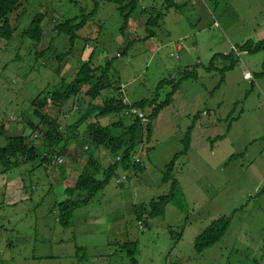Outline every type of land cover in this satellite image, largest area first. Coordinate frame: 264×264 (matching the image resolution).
Segmentation results:
<instances>
[{"label": "rangeland", "instance_id": "obj_1", "mask_svg": "<svg viewBox=\"0 0 264 264\" xmlns=\"http://www.w3.org/2000/svg\"><path fill=\"white\" fill-rule=\"evenodd\" d=\"M169 1L175 5L164 11L151 28L154 36L147 39V9H163L165 0H138L125 26L117 5L102 0L94 14L93 0H22L10 16L16 28L13 37L0 39V126H5L0 145L21 133L40 143L46 125L31 101L71 82L87 59L85 51L95 49L93 65L112 58L113 82L130 105L152 98L163 78L176 81L180 69L199 64L194 67L198 77L183 80L170 104L153 119L149 141L136 152L139 167L117 168L102 190L74 210L69 227L57 220L59 203L69 197L64 190L74 185L89 155L85 147L103 167L114 160L108 149L87 142L86 124L93 116L78 128V138L67 142L63 169L40 165L39 158L6 173L0 164V264H53L51 254L69 252L72 242L80 246L78 259L65 263L60 258V264H264V191L259 193L264 187V50L247 54L239 48L264 38V0ZM38 13L43 35L35 43L24 30ZM72 18L73 23L84 22L71 48L68 36L54 28ZM211 59L213 66L207 70ZM245 71L251 73L249 80L243 78ZM109 90L96 103L114 93ZM169 90L165 85L155 101L163 102ZM89 101L81 91L62 112L55 107L47 111L64 126L75 121ZM206 108L209 115L203 114ZM142 111L146 116L151 112ZM196 112L201 115L197 121ZM119 117L99 119L109 124ZM121 118L127 124L133 116ZM207 120L210 123L204 124ZM191 125L189 149L172 171L179 183L173 202L166 205L164 216L147 217L140 226V206L169 192L165 167L184 150L187 139L182 141ZM220 135L224 137L215 139ZM123 175L126 178L117 182ZM223 215L232 216L223 237L197 253L195 237ZM56 239H62V245H53ZM8 240L17 245L8 247ZM127 240L138 241L134 262L118 246ZM32 255L35 261L23 259Z\"/></svg>", "mask_w": 264, "mask_h": 264}, {"label": "trees", "instance_id": "obj_2", "mask_svg": "<svg viewBox=\"0 0 264 264\" xmlns=\"http://www.w3.org/2000/svg\"><path fill=\"white\" fill-rule=\"evenodd\" d=\"M105 2H113L117 5V10L123 18L122 26L128 22L131 12L135 9L138 0H102ZM93 9L90 14H94L98 10L99 0H93ZM166 6L163 9H156L152 6L148 10L149 17L147 18L144 26L146 27L147 35L143 39L154 36L152 27L158 24L160 18L163 16L164 11L175 5L169 0H165ZM22 4V0H0V39L10 41L13 37L15 26L12 25L10 16L17 10ZM154 13V14H152ZM42 14H36L31 20L28 28L25 31L26 35L35 43L40 42L43 35V28L41 25ZM73 18L66 20L56 25L54 28L58 32H62L68 36L71 48L73 43L79 37L77 31L83 26L84 19H80L78 22L73 23ZM120 26L121 28H123ZM84 40L88 38L84 37ZM129 45L125 47L120 54H124ZM71 48L68 50L70 51ZM241 51L247 53H255L264 50V38L260 40H248L240 45ZM95 49H90L86 60L82 61L79 70L75 74L73 80L69 83L62 82L59 86L45 90L37 94L31 101L33 112L41 118V121L46 125V129L42 134V140L38 145H35L33 140H28V137L23 133L17 135H11L7 137L4 145H0V164L3 167V171H8L14 168H19L28 161L40 159V165L47 166H61L63 169L65 160L61 163L52 164L53 157L65 153L66 144L70 138H78V128L90 119L92 116L94 121L86 124V139L89 145L94 147H105L113 155L114 160L107 167H103L101 163L96 160L94 154L90 152L89 147L84 149L85 153H89L88 157L84 160L83 167L76 179L73 186L66 188L64 191L69 194V197L60 201L58 220L60 224L68 226L72 224L74 217V210L82 205H86L95 194H97L102 188L106 186L109 179L115 174L117 168H121L123 171H127L130 168H138L139 161H133L132 157L136 154L143 141L148 142L151 133V123L157 116L159 110L165 105L170 104L172 95L177 91L179 84L185 79H196V67L192 66V70L184 69L179 71V78L175 81L174 78H163L160 80L155 88L154 96L152 98H145L139 101L131 103L124 102V95L121 87L113 82L114 72L112 69V58L108 59L104 65H93V58ZM65 55L63 53L62 56ZM60 57V56H59ZM214 60V59H213ZM213 60L209 62L206 67L210 70L213 66ZM195 67V68H194ZM222 81V78L221 80ZM169 85L170 90L166 94V99L163 102L158 103L157 97L159 91L165 86ZM110 89L114 91L113 94H105V98L102 102H97L98 97ZM83 92L90 101L87 103L81 115L70 124H64L62 126L60 118L51 117L47 110L50 107L61 109L67 104V102L75 97L78 93ZM128 107H136L139 110L150 108V114L147 115V120L144 122L138 116H133L129 123L125 124L121 115H126L125 110ZM116 114L120 117L112 121L109 124H102L100 117ZM197 115L195 114L193 118ZM196 120V118H195ZM29 125H32L29 123ZM5 128L3 123L0 129ZM119 129V130H118ZM192 130V125L186 132V136L182 142L187 139V144L184 146V150L178 152L170 160L165 167V173L163 179L167 182L170 181V190L167 194L153 199L148 205H141L138 211H136V219L143 223L147 217L164 216L165 207L168 203L173 202L174 191L179 188L178 180L173 177L172 171L175 167L177 158L189 149V133ZM1 131V130H0ZM224 135L217 136L215 139L223 138ZM62 143L60 146L59 144ZM59 146V148H57ZM188 148V149H187ZM137 155V154H136ZM103 178H96L95 175L101 174ZM126 178V176H125ZM119 179V178H118ZM117 179V180H118ZM118 182V181H117ZM264 187L259 191L263 192ZM143 216H145L143 218ZM232 216L223 215L214 219L202 232H200L194 240V250L197 253L203 252L205 249L218 242L226 230L228 229ZM144 221V222H143ZM120 249L124 250L134 262V255L137 253L138 241L127 240L118 242Z\"/></svg>", "mask_w": 264, "mask_h": 264}, {"label": "crops", "instance_id": "obj_3", "mask_svg": "<svg viewBox=\"0 0 264 264\" xmlns=\"http://www.w3.org/2000/svg\"><path fill=\"white\" fill-rule=\"evenodd\" d=\"M85 53H87L86 55H87V57H88V54H89V52L88 51H85ZM248 54V53H247ZM84 59V58H83ZM198 64L199 63H196V65H197V67L196 68H198ZM193 66V65H192ZM181 70V69H180ZM179 70V71H180ZM177 92V91H176ZM124 100L126 101V99H125V97H124ZM203 114H205V115H209L210 114V109H208V108H206V109H204L203 110ZM196 121H197V118H199V117H201V115H200V113L199 112H196ZM210 123V120H207V121H205L204 122V124H209ZM22 167V166H21ZM9 172H10V170H8ZM16 171V170H15ZM7 172V171H6ZM5 172V173H6ZM19 174V173H18ZM58 220V219H57ZM58 222H59V220H58ZM60 223V222H59ZM62 225V224H61ZM70 225H72V224H70ZM70 225H68V226H64V225H62L64 228H66V227H69ZM42 229H45V230H47V227H46V224H43L42 225ZM13 233H15V232H13ZM73 236H74V231L72 232V238H73ZM16 243L17 244H19L22 240H18V236H17V238H16ZM28 240V239H27ZM14 244V241L13 240H8L7 241V246L8 247H13V246H16L17 244ZM62 243H63V240L62 239H56L55 240V242H53V245H55V244H61L62 245ZM44 244V242H42V244L41 245H43ZM80 246L79 245H76V244H74L73 242L71 243V249H70V251L69 252H67V253H62V251H61V253H59V251L58 252H56V253H53V254H51V257H53L52 259H51V261L52 260H55V262L53 263V264H60L61 262H72L73 260H75V258L76 259H78V255H77V250H78V248H79ZM2 250V248H1V246H0V251ZM36 257V255H32V256H30V257H24L23 259H26V260H29V259H31V261H35V258ZM37 257H39V256H37ZM40 258V257H39ZM60 258H62V261L60 262ZM3 260V259H2ZM2 260H0V262H2Z\"/></svg>", "mask_w": 264, "mask_h": 264}, {"label": "built area", "instance_id": "obj_4", "mask_svg": "<svg viewBox=\"0 0 264 264\" xmlns=\"http://www.w3.org/2000/svg\"><path fill=\"white\" fill-rule=\"evenodd\" d=\"M249 77H251V73L249 71H245L243 73V78L246 79V80H249ZM124 102H126V101L124 100ZM125 114L126 115L138 116L144 122L147 120L146 114L143 111H141L138 108H136V107H128L125 110ZM132 159H133V161H139V157L136 154L132 157ZM62 161H63V157L61 155H58V156H55V157L52 158L51 163L52 164L61 163ZM123 179H125L124 175L121 178H119L117 181L118 182H122ZM139 225L142 226V222L141 221H139Z\"/></svg>", "mask_w": 264, "mask_h": 264}]
</instances>
